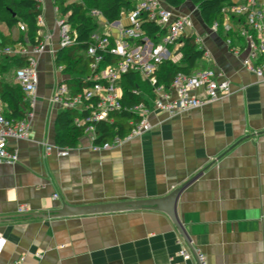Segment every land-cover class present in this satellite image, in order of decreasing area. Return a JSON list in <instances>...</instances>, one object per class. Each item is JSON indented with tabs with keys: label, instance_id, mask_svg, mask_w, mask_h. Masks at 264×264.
<instances>
[{
	"label": "crops",
	"instance_id": "0c3cea01",
	"mask_svg": "<svg viewBox=\"0 0 264 264\" xmlns=\"http://www.w3.org/2000/svg\"><path fill=\"white\" fill-rule=\"evenodd\" d=\"M40 3L45 52L35 53L30 44L14 47L23 51L16 56L38 61L40 81L32 130L25 140L10 142L20 159L0 164V264H197L196 257L180 256L183 246L206 254L209 264H264V80L243 67L227 45L229 36L213 33L192 4L175 9L195 11L188 35L199 37L212 56L202 69L220 72L231 82V93L174 117L152 112L151 131L112 149L94 150L85 135L62 156L66 149L55 144L56 120L65 110L54 99L62 83L72 93L75 81H69L80 75L57 66L65 17L55 0ZM128 14L123 11L112 25L97 16L100 32L120 38ZM0 32L19 40L26 31L0 23ZM233 44L242 46L236 39ZM174 56L179 63L182 50L174 49ZM15 73L0 75L2 85L20 88ZM0 104L8 114L1 95ZM190 182L177 205L190 244L167 214L154 210L28 218L65 206L164 198ZM21 208L28 212L21 214Z\"/></svg>",
	"mask_w": 264,
	"mask_h": 264
},
{
	"label": "built area",
	"instance_id": "2783aa9c",
	"mask_svg": "<svg viewBox=\"0 0 264 264\" xmlns=\"http://www.w3.org/2000/svg\"><path fill=\"white\" fill-rule=\"evenodd\" d=\"M40 1V0H38ZM82 1V0H81ZM134 7L129 11L128 24L121 30L120 38L113 40L110 34L96 33L87 56L93 59L91 71L94 76L89 79L95 85L85 89L76 96L71 95L69 87L62 83L59 85L54 102L61 105L64 110L85 113V119L76 120L81 127L88 125L86 136L94 144V150H108L121 146L126 142L138 139L142 134L153 129L148 119L152 112L164 113L170 117L188 111L205 107L219 102L232 91L231 82L222 77L215 69H200L192 75L178 74L169 88L157 85L159 66L166 61L175 62L174 49L182 50L183 40L194 37L201 46V39L195 35H188V30L194 29L192 13L178 12L169 7L165 0H130ZM93 16H100L94 10ZM45 25L43 17H39L38 26ZM151 25L158 27L161 32L151 39L147 35V28ZM61 28V49H69L75 45L71 36V26L67 19H63ZM21 31H27L20 25ZM213 33L224 31L229 36L227 45L230 50L240 55L243 67L264 80V0H231L224 9L223 18L211 26ZM242 42V46L234 45L233 40ZM46 50L42 43L35 47L34 52L42 54ZM204 50V49H203ZM3 55L16 56L23 54L22 48H6ZM120 57L116 64H107V57ZM203 61L211 62V53L204 50ZM105 66L101 70L102 66ZM38 61L30 58L29 64L15 73V79L24 93L25 112L20 119L5 116L0 104V164H13L19 161V153L10 150V142L22 141L32 130L35 105L40 74ZM63 70V68H61ZM133 72L140 76L143 82H148L153 88L151 99L148 94L138 91L145 103L134 107L131 112L140 117L131 132L126 137H116L112 143L102 146L95 145L97 139L94 122L108 121L111 114L122 110L123 79ZM1 90V78H0ZM48 152L53 147L47 148ZM62 156L68 155V150H60ZM58 195H55V199ZM21 208L20 213H27ZM4 242L0 235V251ZM180 256L185 260L197 259V264H209L206 254L201 251L192 252L189 247L183 246ZM180 264V263H173Z\"/></svg>",
	"mask_w": 264,
	"mask_h": 264
},
{
	"label": "trees",
	"instance_id": "16d2710c",
	"mask_svg": "<svg viewBox=\"0 0 264 264\" xmlns=\"http://www.w3.org/2000/svg\"><path fill=\"white\" fill-rule=\"evenodd\" d=\"M166 4L178 9L187 0H165ZM199 10L204 23L211 27L214 22L223 18L224 9L231 3V0H190ZM102 2L106 3L102 7ZM56 7L67 19L71 26V36L75 40V45L70 49H62L57 55V66L64 67V72L68 75L78 74V79L72 78V96L83 93L85 89L95 85L90 81L94 73L91 70L93 59L87 56V52L93 43V36L101 31L98 17L93 16L92 12L97 10L106 19L109 25L121 19L123 11H130L134 3L130 0H83L81 3H68L67 0H55ZM0 13L4 17L0 18V23H5L12 30L20 25H24L27 31L21 35L19 40H15L11 35L2 36L0 32V75H6L11 70L17 71L29 64L28 58L20 56H6L1 53L6 48H14L17 45L30 44L38 47L42 44L43 38L40 35L38 19L42 16L41 3L38 0H0ZM161 30L155 25L147 28V35L153 39ZM182 59L179 63L166 61L159 66L157 73V85L169 88L178 74L192 75L202 69L204 50L196 43V39L186 38L183 40ZM107 64H116L121 61L120 57H107ZM68 82V81H67ZM72 84V83H70ZM69 84V85H70ZM145 84V85H144ZM152 86L148 82H143L140 76L130 72L124 76L122 110L111 114L108 121L94 122L97 139L95 145L102 146L112 143L116 137H125L135 124L140 121V117L131 110L146 101L136 92L141 91L149 94ZM0 95L2 102L8 106L9 113L4 112L5 116L20 119L24 116L23 108L24 93L17 86L1 82ZM85 113L65 110L61 112L56 120V139L55 144L62 149H74L78 146L80 139L86 135L89 124L79 127L76 120L85 119Z\"/></svg>",
	"mask_w": 264,
	"mask_h": 264
},
{
	"label": "water",
	"instance_id": "95a60500",
	"mask_svg": "<svg viewBox=\"0 0 264 264\" xmlns=\"http://www.w3.org/2000/svg\"><path fill=\"white\" fill-rule=\"evenodd\" d=\"M190 184L191 182L187 183L182 187V189H179L172 193L170 196L164 198L78 207L65 206L63 209L51 211L48 213L31 214L28 215V218H66L74 216L118 213L127 211L154 210L167 214L177 227L181 236L187 241L188 244H190L189 236L180 221L177 210L179 197L183 193V190L186 189Z\"/></svg>",
	"mask_w": 264,
	"mask_h": 264
},
{
	"label": "rangeland",
	"instance_id": "374dc122",
	"mask_svg": "<svg viewBox=\"0 0 264 264\" xmlns=\"http://www.w3.org/2000/svg\"><path fill=\"white\" fill-rule=\"evenodd\" d=\"M70 2H75V1H78V0H69ZM187 3H190V4H192L193 5V3L190 1V0H187L186 2H185V4L184 5H186ZM101 6L102 7H105L106 6V3L105 2H102V4H101ZM193 7H195L194 5H193ZM196 10V9H195ZM2 17H4V15L2 14V13H0V18H2ZM105 30V29H104ZM175 58H176V56H175ZM105 68V66L103 65L102 67H101V70H103ZM204 68H208V67H204ZM75 85V84H74ZM145 85V84H144ZM148 95L150 96V98L151 99H153L154 98V96H153V94H152V90L150 89L149 91H148Z\"/></svg>",
	"mask_w": 264,
	"mask_h": 264
}]
</instances>
